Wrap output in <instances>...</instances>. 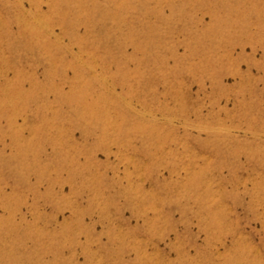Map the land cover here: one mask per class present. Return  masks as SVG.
<instances>
[{
  "label": "rangeland",
  "instance_id": "rangeland-1",
  "mask_svg": "<svg viewBox=\"0 0 264 264\" xmlns=\"http://www.w3.org/2000/svg\"><path fill=\"white\" fill-rule=\"evenodd\" d=\"M0 264H264V0H0Z\"/></svg>",
  "mask_w": 264,
  "mask_h": 264
}]
</instances>
